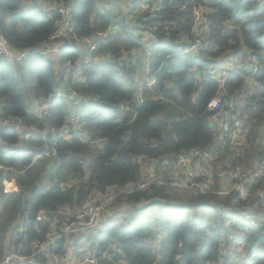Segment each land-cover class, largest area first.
<instances>
[{"label": "trees", "instance_id": "trees-1", "mask_svg": "<svg viewBox=\"0 0 264 264\" xmlns=\"http://www.w3.org/2000/svg\"><path fill=\"white\" fill-rule=\"evenodd\" d=\"M68 1L30 0L28 5V0H0V33L17 51L41 46L53 32L56 14L43 13L40 4ZM74 1L72 19L79 36L118 25L119 31L99 44V51L113 54L112 63L83 66L78 78L71 75L64 84L60 79L62 64L67 58L76 59L80 48L63 49L60 54L32 53L15 66L0 57L3 116L17 118L36 131L32 140L22 141L24 148H17L19 131L11 126L0 129V260L7 245L22 255L32 253L34 243L42 242L50 230V222L60 220L66 209L74 212L93 191L106 193L111 187L124 189L138 182L142 168L137 157L171 158L195 148L218 147L222 150L209 162L211 172L222 173L230 164L245 169L264 165V6L257 8L258 0H160L157 8L147 9L138 2L133 9L135 18L127 24L118 22L113 14L123 15L119 0H105L111 9L97 6L95 0ZM197 9L205 14L208 31L202 33L200 49L183 53L196 41ZM165 27L169 41L162 40ZM144 31L158 39L148 51L139 48L136 36ZM134 50L140 51L139 58ZM86 51L88 48L81 53ZM228 55L235 56L234 69H228ZM137 60L144 61L146 77L155 78L152 85L142 81L141 103L134 90ZM247 61L255 63L256 71ZM208 67L227 69L229 76L222 88L203 74ZM247 78L256 89L245 95L241 114L242 131L249 132L251 146L236 155L229 150V136L220 137L211 128L206 105L219 92H223V100L237 99ZM58 88L82 96L84 101L75 116L85 125L89 142L75 137L54 142L51 133L42 138L40 132L46 126L55 130L63 125L69 108L56 100L42 114H34L29 112L31 103L40 105ZM258 137L259 144L253 145ZM44 146L55 151L53 160L41 151ZM51 161L52 169L60 164L64 177L78 182L65 188L54 183ZM9 178L14 179L17 191L4 192L3 181ZM253 189H264V177ZM165 192L164 188H151L115 199L140 205L149 200L144 207L161 209L154 223L140 218L126 226L109 221L102 233L85 236L90 240L88 246L96 244V264H213L227 261L235 244L245 255L241 264H264V222L256 226L243 223V231L237 235L227 228L228 217L220 215L221 207H231L234 194L193 196L188 201L178 200L184 202L178 204ZM248 201L238 199L237 203L264 213L259 197ZM168 204L179 207L164 208ZM83 238L76 239L74 246ZM75 248L74 256L79 257L82 251ZM50 253L64 259V242ZM34 264L49 263L45 255L38 254Z\"/></svg>", "mask_w": 264, "mask_h": 264}, {"label": "built area", "instance_id": "built-area-1", "mask_svg": "<svg viewBox=\"0 0 264 264\" xmlns=\"http://www.w3.org/2000/svg\"><path fill=\"white\" fill-rule=\"evenodd\" d=\"M119 1L121 2L120 6L122 7L121 12H123V15L115 12L113 14L118 22L127 24L135 18L133 9L138 2L141 3L140 6L143 9H147L151 6L157 8L158 1L160 0ZM95 4L111 9L108 4H105V0H95ZM262 4L264 5V0H262ZM28 5H31L30 0H28ZM75 7L76 3L74 0H69L65 3L40 4V9L43 13L52 12L56 14V18L53 20L54 29L47 42L41 46L17 51L8 44L0 33V57L5 63L15 66L16 63L21 62L32 53L42 55L50 53L60 54L63 49H70L71 47L80 48V55L76 59L67 58L62 64L60 79L64 84H67L68 77L71 75L78 78L83 66L90 67L92 65L112 63V59H114L113 54L109 51H99V44L103 43L114 32L119 31L118 25H109L105 30L96 31L86 37H81L77 33L76 23L72 19V12ZM194 16L195 27L199 18L196 10ZM206 20L207 18L202 16V22L199 24L202 26L201 33L208 31ZM164 35L165 37L162 40L169 41V31L166 27ZM136 36L139 37V48L145 51H148L149 47L158 41L156 36L147 31L140 32ZM54 42H58L60 45L54 46ZM201 44L202 41L197 38L195 44L189 48H185L183 53H188L194 49L198 50ZM85 48H88V51L82 54L81 52H84ZM252 61H247V63H249L250 69L256 71L255 63ZM203 74L210 75L219 83L220 88L223 87L224 81L229 76L227 69L224 70L218 67H208L203 70ZM248 80L252 83L251 79ZM154 82L155 78L152 77L147 81V85H152ZM223 97V92L216 94L207 103L206 111L209 114L211 128L220 137L229 136L231 144L229 150H234V154L238 155L241 150L247 147V135L242 131L243 120L241 118L244 101H238V99L227 101L223 100ZM56 100L61 101L69 108V114L65 117L63 125L52 131V140L56 142L59 139L70 140L75 137L83 143L89 142L85 125L80 123L75 116V111L84 101L80 93L58 88L41 102L40 105H33L31 103L32 108H30L29 112L42 114ZM136 100L139 103L142 102L140 88L137 90ZM9 126L16 128L21 134V141L16 145L17 148H24L25 146L22 145V141L32 140L33 134L36 133L34 128L27 129L19 119L3 116L2 103L0 102V129ZM46 127L43 131H38L43 139H46ZM215 148L217 149L195 148L174 155L171 158L170 156L157 159L137 157V162L142 168L138 182L127 184L123 189L124 192H118L117 195L110 194L108 192L109 189L106 193L93 191L74 212H70L68 209L66 213L62 214L60 220H58V225L50 228L45 234L44 240L34 243L32 253L22 255L18 249H13L7 245L0 264H34L35 255L38 254L45 255L46 263L49 264H96L99 259L96 245H89L87 249L80 253L79 257H75L74 252H76V248L74 241L81 236H88L96 230L102 211L118 196H124L127 193L135 191H150L151 188L169 187L174 191H193L200 195L228 196L234 194L231 207H221L220 209V214L228 217L226 221L227 228L231 231L234 230L239 235L243 231V223L248 222L254 226L261 224L264 222V213L261 214L259 210L255 211L253 206H239L237 201L240 199L247 202L251 198L259 197L260 203L264 206V189H253L255 183L260 182L264 177V165L245 169L240 164H236L235 166L230 164L222 173H208L205 170L211 166L209 162L214 161L217 154L222 150L218 147ZM41 151L45 155H55L54 150H46L45 146ZM37 156H42V154H37ZM212 175L213 182L209 183L208 180ZM9 180L15 184L14 179L9 178ZM4 182L6 183V181ZM4 192L13 191L4 185ZM61 241L64 242L67 252L64 259H60L57 255L50 253L51 249L57 247ZM232 250L234 249L232 248ZM102 257L105 258L106 255H102ZM228 257L227 261L221 259L213 264H234L233 260L235 258L237 260L236 264L240 263L241 259H238L239 256L237 254Z\"/></svg>", "mask_w": 264, "mask_h": 264}, {"label": "rangeland", "instance_id": "rangeland-1", "mask_svg": "<svg viewBox=\"0 0 264 264\" xmlns=\"http://www.w3.org/2000/svg\"><path fill=\"white\" fill-rule=\"evenodd\" d=\"M264 5L262 4V0H258L257 2V5L256 7L257 8H262ZM197 13H198V21H197V24L195 25L193 31H194V34H195V39L199 38L201 41H202V26L199 25L201 22H202V16L203 17H206L205 14L197 9L196 10ZM202 15V16H201ZM54 46H59L60 43L58 42H54L53 43ZM137 58L140 57V51L139 50H134L132 52ZM238 57V56H237ZM228 61V69H234V66L233 64H236V59H235V56L233 55H228L227 56V60ZM239 62H242V59H239ZM135 65L136 67H138V70H137V73L134 77L135 79V86H134V90H135V95L137 94V90L139 88H142V81L143 80H146L150 77H146V68L145 67H142L144 61H135ZM56 64H59V60L56 61ZM240 64V63H239ZM246 64H248L246 62ZM143 68H145V72L142 70ZM246 84H245V89L241 90L237 99L238 101H245L244 100V97L247 93H251V92H254L256 91V89H254V87H252V85L250 84V80L246 79ZM148 81V80H147ZM52 129L47 126L46 127V132L47 134L48 133H52ZM249 132L247 131V136H248ZM264 136V132H261V141L262 138ZM124 140H127L128 139V135L125 134L124 137H123ZM260 137L256 138L257 142L256 143H253V145H258V141H259ZM255 140V141H256ZM254 141V142H255ZM98 145H99V142H97ZM246 145L248 147L251 146V143L248 141L247 139V143ZM261 146H264V141L261 142ZM50 160H53L52 158V155L49 157ZM50 166V162L47 164V168ZM206 172L208 173H211L212 171V167L210 166L209 168H207L205 170ZM51 173H52V178L54 180V183H58L60 186L62 187H68V186H72V185H75L78 180L77 179H74L72 177H69V176H66V178L64 177L63 173H62V169H61V165L60 164H57L56 166H54V168L52 169V161H51ZM212 174V173H211ZM6 181V183L4 182ZM3 181V187L5 185L6 188L8 189H12V191H17L18 190V187L10 182L9 179H5ZM209 183L213 182V175L212 177L209 178L208 180ZM164 189H166L167 193L165 192V194L169 195L170 197H172L173 199V203H184V202H180V201H188L189 199H191L193 196H201L200 194L196 193V192H193L191 191L188 192V191H180V190H172L170 189L169 187H165ZM110 194H114V195H117L118 192H124L123 189H117V188H114V187H111L109 188V191H108ZM184 192H187V193H184ZM206 195H209V194H205V195H202V196H206ZM180 200V201H178ZM145 203H150L149 200H146L145 202L143 201L141 203V205L138 203H134V202H130V201H122V202H119V201H116L115 199L106 207L104 208V210L102 211L101 213V216H100V220H99V225L98 227L96 228V230L91 234L92 235V238L100 233L103 232V229H104V226L107 222L109 221H114L116 222L117 224L119 225H123V226H126L128 224V222L132 219H135V218H140V219H144V220H147V221H150L152 223H154L155 219L157 218V215L158 213L160 212L159 209H161V207L159 206H148V207H144V204ZM176 207H179L177 206V204H168V205H164V208H169V209H175ZM68 210V209H67ZM70 210V209H69ZM121 220H124L123 223H121L120 221ZM59 223V221L57 219H54L52 222H51V227L52 226H57ZM90 240L88 238H83L78 245H75V247H77L78 251H83L85 249H87L89 246H88V242ZM75 244V243H74ZM234 250H232L230 253H228L226 256H232V255H235L237 254L239 256L238 259H243L244 258V253L242 251V248H239V246L237 244L233 245L232 247ZM116 264H125L123 261H120ZM241 264V263H239Z\"/></svg>", "mask_w": 264, "mask_h": 264}, {"label": "clouds", "instance_id": "clouds-1", "mask_svg": "<svg viewBox=\"0 0 264 264\" xmlns=\"http://www.w3.org/2000/svg\"><path fill=\"white\" fill-rule=\"evenodd\" d=\"M152 77H154V76H152ZM152 77H150V78H148V79L145 80V81H146V83H145L146 85H147V80L151 79ZM154 83H155V82H154ZM154 83H153V84H154ZM140 90H141V92H142V88H140ZM16 186H17V185H16ZM66 210H67V209H66ZM66 210H65V211H66ZM220 215H221V214H220ZM95 245H96V244H95ZM103 255H106V254H103Z\"/></svg>", "mask_w": 264, "mask_h": 264}]
</instances>
